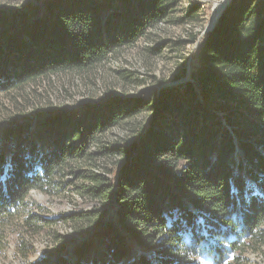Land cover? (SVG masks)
Returning a JSON list of instances; mask_svg holds the SVG:
<instances>
[{
    "label": "trees",
    "instance_id": "trees-1",
    "mask_svg": "<svg viewBox=\"0 0 264 264\" xmlns=\"http://www.w3.org/2000/svg\"><path fill=\"white\" fill-rule=\"evenodd\" d=\"M178 1L45 0L32 24L0 29V92L96 69ZM193 57L181 86L109 95L39 117L33 128L3 129L0 232L19 218L32 235L51 219L26 200L37 189L92 206L54 218L85 237L49 264H184L200 256L240 264L247 248H260L264 0H231ZM115 127L123 133L113 138Z\"/></svg>",
    "mask_w": 264,
    "mask_h": 264
},
{
    "label": "rangeland",
    "instance_id": "rangeland-1",
    "mask_svg": "<svg viewBox=\"0 0 264 264\" xmlns=\"http://www.w3.org/2000/svg\"><path fill=\"white\" fill-rule=\"evenodd\" d=\"M44 1L0 0V29L10 23L16 27L32 24ZM230 1L179 0L170 15L152 25L145 37L119 49L96 69L64 71L14 91L0 92V145L3 129L19 122L32 124L33 128L39 117L81 102H99L109 95L140 96L149 89L158 91L185 84L190 80L198 39L214 28L217 16ZM192 34L197 35L196 42L181 44L189 41ZM158 47L156 53L149 50ZM122 133L121 127H115L109 135L114 138ZM26 200L32 203L34 212L39 210L51 219L32 235L22 230L19 218L6 225L0 232V264H49L60 256H69L70 249L85 237V232L79 234L67 222L54 218L92 206L49 197L37 189L31 190ZM242 257L240 264H264V244L255 250L247 248ZM229 261H233L232 256L222 262L200 256L184 264Z\"/></svg>",
    "mask_w": 264,
    "mask_h": 264
},
{
    "label": "water",
    "instance_id": "water-1",
    "mask_svg": "<svg viewBox=\"0 0 264 264\" xmlns=\"http://www.w3.org/2000/svg\"><path fill=\"white\" fill-rule=\"evenodd\" d=\"M225 6H226V5H225ZM224 8H225V7H223L222 9H224ZM220 14H221V13H220ZM220 14L217 16L216 21H217L218 17L220 16ZM216 21H215V22H216Z\"/></svg>",
    "mask_w": 264,
    "mask_h": 264
},
{
    "label": "bare ground",
    "instance_id": "bare-ground-1",
    "mask_svg": "<svg viewBox=\"0 0 264 264\" xmlns=\"http://www.w3.org/2000/svg\"><path fill=\"white\" fill-rule=\"evenodd\" d=\"M216 15V14H215ZM215 17V16H214ZM214 17H213V19H214Z\"/></svg>",
    "mask_w": 264,
    "mask_h": 264
}]
</instances>
